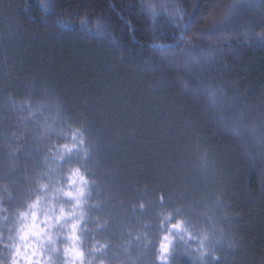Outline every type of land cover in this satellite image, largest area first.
I'll use <instances>...</instances> for the list:
<instances>
[{
  "label": "trees",
  "instance_id": "obj_1",
  "mask_svg": "<svg viewBox=\"0 0 264 264\" xmlns=\"http://www.w3.org/2000/svg\"><path fill=\"white\" fill-rule=\"evenodd\" d=\"M143 2L0 0V100L7 91L25 96L30 90L37 100L47 91L59 101L60 120L72 129H87L86 137L96 144L86 174L101 184L93 189L89 206L101 192L109 202L104 213L124 214L123 232L132 234L150 222L156 226L158 214L170 212L177 202L197 208L223 190L230 207L224 211L241 213L230 219L231 228L251 241L241 264H259L264 251V175L240 158L230 138L215 134L203 86L210 80L221 83L229 97L246 92L242 100H254L264 90V45L224 42L225 36H237L246 27L264 26V0L241 2L226 22L207 31L208 39L222 46L213 49L214 58L202 61V67L179 73L190 85H199L195 92L179 88L172 70L152 57L178 49L183 36L220 0H182L186 31L164 15L150 23ZM157 44L167 47H153ZM44 144L34 173L44 167ZM27 166L32 167L29 162ZM34 173L30 171V180L8 201L10 209L34 183ZM145 185L150 193L158 188L171 193L168 206L156 204L141 214ZM158 196V191L152 193L154 199ZM116 222L112 225L118 229ZM89 224L95 228L94 219ZM98 234L90 232L82 245L100 242Z\"/></svg>",
  "mask_w": 264,
  "mask_h": 264
},
{
  "label": "clouds",
  "instance_id": "obj_2",
  "mask_svg": "<svg viewBox=\"0 0 264 264\" xmlns=\"http://www.w3.org/2000/svg\"><path fill=\"white\" fill-rule=\"evenodd\" d=\"M241 2L220 0L201 17L196 27L183 36L178 49L160 52L152 57L153 61L158 60L172 70L173 78L184 92L190 88L195 92L199 85H190L184 76L179 75L180 70L192 73L195 68L203 66L202 61L208 62L214 58L213 49L222 44L209 40L207 31L226 22L241 6ZM142 8L150 23L164 15L173 22L178 21L182 31L187 30L182 0H144ZM233 40L243 45H264V26L246 27L237 36L224 37V42L229 45ZM153 47L167 46L157 44ZM160 79L163 80L162 75ZM203 91L206 93L203 99L213 110L209 112L208 119L215 125V134L230 138L240 158L264 175V90L254 100H242L246 92L240 95L234 93L229 97L223 84L210 80L203 86ZM6 93L0 105L20 121L25 131L29 126L34 132L39 129L38 138L45 141L46 154L43 157L44 167L33 175L31 181L34 183L12 209L4 203L12 199V187L7 181L0 180V201L3 202L0 204V264H81L74 250L87 240L91 232L88 224L93 218L89 215L88 198L77 196L75 203L67 200L69 187H65L68 184L65 173L76 167L84 168L76 154L68 155L61 147L65 143H73L72 126L67 120H60V110L56 107L59 101L52 100L47 91L40 94L39 100L30 90L26 91L25 96L12 91ZM179 95L183 97V93ZM54 110L56 116H52ZM13 137L23 139V133H13ZM61 139L66 142L59 143ZM15 151L13 149L12 153ZM87 188V184L83 185L85 192ZM226 198L225 191L214 192L202 202V211L191 203L179 201L170 211L174 222L169 221L167 214H158V231L165 233L163 236L173 245V254L171 259L156 254L151 264H176L177 245L191 258L192 264H238L236 260L229 261L228 258L237 252L243 256L251 241H245L230 226V219L240 217V212L229 210L217 213L216 209L221 205L230 209ZM180 206L181 213L177 214L175 208ZM64 218H67V222L62 223ZM81 221H84L83 225ZM41 223L43 227H40ZM153 226L150 224V227ZM96 247V243L91 247L84 245L87 259L83 264H106V260L96 258ZM259 264H264V251Z\"/></svg>",
  "mask_w": 264,
  "mask_h": 264
},
{
  "label": "rangeland",
  "instance_id": "obj_3",
  "mask_svg": "<svg viewBox=\"0 0 264 264\" xmlns=\"http://www.w3.org/2000/svg\"><path fill=\"white\" fill-rule=\"evenodd\" d=\"M244 1L245 0H242V2ZM13 133H16L17 135L23 133V139H15L13 137ZM38 133L39 129H36V131L34 132L31 126H29L28 130L25 131L20 121L17 120L16 117L10 111L6 110L3 105H1L0 180H5L10 184V186L12 187L13 196L18 195L21 189V184L24 181L30 180V178L27 176L29 175L30 171L34 173L37 169V164L39 163V156L42 153V147L40 143L44 141L43 139L38 138ZM13 149H16L14 154L12 153ZM28 162L31 163V168L27 166ZM70 175L71 172L68 173L66 178L68 179ZM65 187H69V185L65 184ZM13 199L14 197H12V199L6 200L4 203L7 204L8 201L10 202V200ZM205 201L206 200L199 202L197 204V209H200L202 211V202ZM223 206L224 205H221L216 209L218 214H222V212L224 211L226 206ZM102 216L105 219H109V225L107 230L103 232L99 230L98 234L100 236V243H105L106 241L109 243V257H111L112 259H106V264H120L121 261H125V264H133V261H126L124 253L125 247L129 248V251L131 252V255L133 257H138V264H151V262L155 259L156 254H158L159 243L163 235L165 234L158 231V228L160 226L159 218L157 221L158 223H156V226L154 225V223L151 222L150 224H153L154 226L148 229H145L144 225H138L139 227L136 228V230L132 234H129L126 231L123 232L125 221L124 214L111 215L109 213H103ZM130 218H133V215H131ZM114 221H117L116 223L118 224V229H116V227L112 225ZM145 232H147L146 240L144 239L143 235ZM123 233L125 234L124 236ZM138 236L141 237L140 241H137ZM94 243L96 242H90L89 247H91V245ZM144 243H148L151 247L144 249ZM81 247H84L82 243ZM177 249L178 251L176 253V264H192L191 258L183 252L182 248H180L179 245H177ZM242 258L243 257L241 256V253L237 252L234 256H230L228 259L229 261L236 260L238 264H241ZM157 264H160V262H157Z\"/></svg>",
  "mask_w": 264,
  "mask_h": 264
},
{
  "label": "snow or ice",
  "instance_id": "obj_4",
  "mask_svg": "<svg viewBox=\"0 0 264 264\" xmlns=\"http://www.w3.org/2000/svg\"><path fill=\"white\" fill-rule=\"evenodd\" d=\"M83 115V114H81ZM70 126H72L70 124ZM71 138L73 143L68 144L65 143L61 145V147L65 150V152L68 155L76 154L78 157V162L84 166L85 169H88L90 167V161H92L93 156V147L96 144L95 141L90 140L86 137L84 128L76 127L71 132ZM66 157H61V159H65ZM95 175V174H93ZM87 184L88 188L85 192L83 190V185ZM68 191H67V200L68 202L75 203L76 197L79 196L81 199L88 198L91 196L93 189H99L101 187V184L98 183L97 179H89L86 171L82 172L80 167L73 168L71 170V175L68 178ZM80 186L79 188L77 186ZM147 185H145V192L143 193L141 199L143 202H141L138 205V209L141 214H143L145 211H147L148 208L154 207L156 204L159 205L160 208H166L168 206V201L172 200V194L166 193L164 189L158 188L153 189L152 193L159 192L158 199H154L152 197V193H150L147 190ZM97 202L95 204H92L89 206V213L95 212V217H92L95 222V228L90 229L91 232H95L96 230H100L101 232L107 230L109 225V219L103 218L102 214L104 213L105 209L108 206V201L102 199V193L97 192ZM3 202L0 201V204ZM123 202H121V205ZM182 210V206L175 208V212L177 214H180ZM137 211V206H133V212L135 213ZM163 214L168 215L169 221H172L174 217L171 215V212H161ZM159 213V214H161ZM67 222V218H64V220L61 221ZM84 221H81V224H83ZM58 226V225H56ZM35 227V225H33ZM145 229L150 228V225H144ZM79 236V234L77 233ZM144 239H147V232L144 234ZM141 237H137V241H140ZM82 243V242H81ZM96 250H95V256L98 259L103 260H111L112 258L109 257V243L106 241L105 243H100L99 241H96ZM149 247L148 243L143 244V248L147 249ZM124 253L126 257V261H133V264H138V257H133L131 255V252L129 251L128 247L124 248ZM158 254H162L163 257H167L171 259L173 254V245L165 239L163 236L160 243H159V251ZM74 255L79 257L81 260V264H83V261L87 259V254L83 251V248L80 247L79 249L74 250ZM120 264H125V261H121Z\"/></svg>",
  "mask_w": 264,
  "mask_h": 264
}]
</instances>
